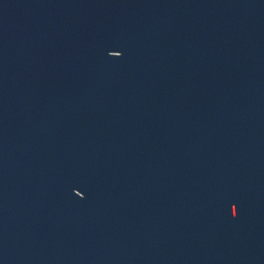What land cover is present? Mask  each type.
Returning a JSON list of instances; mask_svg holds the SVG:
<instances>
[{
    "label": "water",
    "instance_id": "obj_1",
    "mask_svg": "<svg viewBox=\"0 0 264 264\" xmlns=\"http://www.w3.org/2000/svg\"><path fill=\"white\" fill-rule=\"evenodd\" d=\"M0 264H264V0H0Z\"/></svg>",
    "mask_w": 264,
    "mask_h": 264
}]
</instances>
